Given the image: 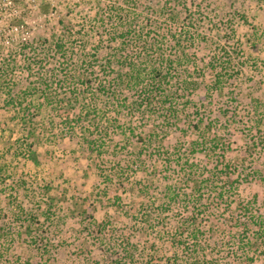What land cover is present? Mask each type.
<instances>
[{
    "label": "trees",
    "instance_id": "1",
    "mask_svg": "<svg viewBox=\"0 0 264 264\" xmlns=\"http://www.w3.org/2000/svg\"><path fill=\"white\" fill-rule=\"evenodd\" d=\"M128 1H98L99 8L112 9H105L101 17L103 28L91 31L98 37L95 47L88 49L81 40L74 53L69 25L63 26L64 36L54 43L68 72L64 80L72 82L68 109L89 93L93 99L87 104V117L104 132L93 138L82 134L72 167L38 151L35 140L43 136L46 126L35 120L33 110L43 103L7 104L8 108L15 105L21 116L30 140L28 158L36 166L48 162L44 186L57 194L45 200L49 206L45 219L56 212L53 215L60 219H79L85 226L83 238H92L94 244L109 224L118 223L119 253L110 243L97 247L92 264L103 260L106 264H234L233 256L220 255L218 247L221 237L229 239L230 229L235 228L241 229L242 263H254L257 255H264V198L238 200L235 192L239 185L264 181V170L248 168L246 160L233 161L229 154L241 140L237 133L246 140L244 158L252 156L251 145L264 146V120L258 119L264 115L261 98L252 91L247 95L257 117L254 125L233 121L231 129L229 120L218 124L217 112L225 115L229 103L238 101L244 91L231 87L227 69L212 56L187 57L189 44L199 40L188 41L168 19L161 21L157 12L131 16L122 9ZM158 37L166 44L157 45ZM162 47L174 53L159 55ZM194 73L199 78L194 79ZM41 80L30 82L29 91L19 94L35 96ZM66 112L62 124L67 129L71 119ZM105 112H113V119H107V125L97 123ZM250 136L257 138L249 141ZM28 218L36 220L32 215ZM3 219L0 234L5 232ZM40 230L29 225L21 238L37 245V240L49 238L46 233L40 238Z\"/></svg>",
    "mask_w": 264,
    "mask_h": 264
},
{
    "label": "rangeland",
    "instance_id": "2",
    "mask_svg": "<svg viewBox=\"0 0 264 264\" xmlns=\"http://www.w3.org/2000/svg\"><path fill=\"white\" fill-rule=\"evenodd\" d=\"M98 1L0 0V219L5 220V232L0 234V264H92L96 254L94 249L108 243L119 253L117 249L122 236L118 223L109 224L103 233L105 236L94 244L92 238H83L85 226L79 219H60L58 215H53L57 212L49 213V218L45 219L44 213H48L49 208L45 200L49 195L57 194L47 192L44 186V179H49V170L46 169L48 162L45 160L42 166H36L28 158L26 150L30 140L25 136L21 116L15 111V105L7 106L12 101L17 105L22 103L23 107L31 100L36 105L43 103L40 109L33 110L35 120L46 126L42 130L43 136L36 139L35 144L45 157L53 156L58 162L62 161L61 164L69 163L70 167L74 164L75 153L79 152L83 135L92 138L101 135L98 125L86 114L87 104L93 99L89 93L88 98L80 97L77 105L68 109L66 97L72 95V82H65L68 72L63 57H58L54 47L55 41L65 34L64 25L72 27L74 53L77 54L81 40L85 41L88 49L98 45V37L91 31L103 28V13L105 9H112L111 6L99 8L96 5ZM107 2L113 3V0ZM122 5L125 7L122 9L131 16H155L157 12L161 21L168 19L188 41L199 40L201 43L194 41L189 44L187 57L194 59L203 54L212 56L227 69L226 73L231 76V87L240 86L244 91L238 101L229 103L225 115L217 112L216 118L220 120L218 124L229 120L231 129L235 127L233 121L248 126L255 124L257 117L247 95L254 92L261 98L259 105L264 106V0H129L128 6ZM242 16L246 17V22ZM108 25L111 28V23ZM157 41V45L166 44L163 38L158 37ZM158 50L156 47L155 51ZM165 52L174 53L162 47L159 55ZM38 78L42 79L38 94H19L29 91V83L38 81ZM195 78H199L196 73ZM9 91L12 92L8 96ZM66 110L71 119V126L67 129L62 124L68 115ZM79 114L82 117L80 119ZM113 115V112L101 113L98 117L100 122L97 123H106L107 119H113ZM258 119L264 120V115L260 114ZM51 121L54 123L52 127ZM243 124H239V128H245ZM236 135L241 140L229 157L239 163L246 160L248 168L258 166L264 170V146L251 145L250 148L255 149L252 156L250 154V158H244L246 140L240 133ZM60 138L63 140L59 141ZM256 138L250 136L248 140L255 141ZM72 169L67 172L70 174ZM163 173L167 175L168 172ZM94 180L95 177L92 182ZM255 195L260 202L263 200L264 181L236 187L235 198L238 200H250ZM30 215L36 220H29ZM119 221L122 223L125 220ZM132 223L125 222L124 225ZM29 225L41 229L43 234L39 235L40 238L45 233L49 238L44 242L37 240V245L32 244L30 238L23 240L21 234ZM225 230L228 233V229ZM229 232V239L221 237V249L218 247L220 255L229 253L236 260L234 264H243L238 245L241 229H230ZM221 263H224L223 259ZM98 264L106 263L103 260ZM250 264H264V255H257L254 263Z\"/></svg>",
    "mask_w": 264,
    "mask_h": 264
}]
</instances>
